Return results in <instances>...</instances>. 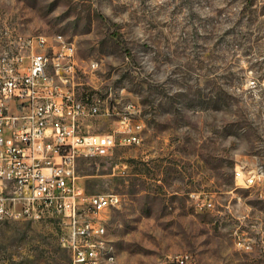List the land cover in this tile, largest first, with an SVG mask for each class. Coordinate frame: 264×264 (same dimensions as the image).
I'll use <instances>...</instances> for the list:
<instances>
[{"label":"rangeland","instance_id":"rangeland-1","mask_svg":"<svg viewBox=\"0 0 264 264\" xmlns=\"http://www.w3.org/2000/svg\"><path fill=\"white\" fill-rule=\"evenodd\" d=\"M39 35L74 43L79 90L144 124L140 144L78 162L87 194L121 197L112 264H264V186L237 175L264 164V0H0V52ZM64 232L58 217L0 221V264H72Z\"/></svg>","mask_w":264,"mask_h":264},{"label":"built area","instance_id":"built-area-1","mask_svg":"<svg viewBox=\"0 0 264 264\" xmlns=\"http://www.w3.org/2000/svg\"><path fill=\"white\" fill-rule=\"evenodd\" d=\"M51 50H58V59H50ZM76 55L74 43L42 35L19 36L15 45L0 52V221L58 217L72 264H112L113 259L103 258L108 247L104 220L120 206L121 197L87 194L78 162L140 144L144 124L135 119L136 105L103 107L79 90ZM98 66L97 61L88 64L91 70ZM51 70L61 71L65 85L51 81ZM99 116L118 120L109 131L94 132L88 121ZM249 172H237L245 186H264V164ZM236 239L243 249H252L250 238L237 234ZM193 261L191 253H182L170 257L168 264Z\"/></svg>","mask_w":264,"mask_h":264},{"label":"bare ground","instance_id":"bare-ground-1","mask_svg":"<svg viewBox=\"0 0 264 264\" xmlns=\"http://www.w3.org/2000/svg\"><path fill=\"white\" fill-rule=\"evenodd\" d=\"M50 59H58V50H51ZM51 81H53L56 85H65V77L62 76V73L59 70H51ZM104 229H107L106 216L104 220ZM106 236H107V232H105V245H108L109 240ZM103 258L113 259V261L115 260V256L112 255L111 247H109V245L107 248L103 250ZM106 263L107 260H99V264H106Z\"/></svg>","mask_w":264,"mask_h":264},{"label":"crops","instance_id":"crops-1","mask_svg":"<svg viewBox=\"0 0 264 264\" xmlns=\"http://www.w3.org/2000/svg\"><path fill=\"white\" fill-rule=\"evenodd\" d=\"M88 123H90V121H88ZM90 125H92V124H90ZM93 126V125H92Z\"/></svg>","mask_w":264,"mask_h":264}]
</instances>
